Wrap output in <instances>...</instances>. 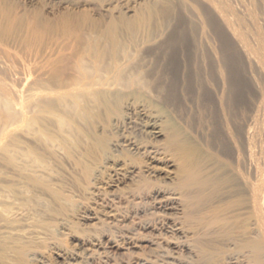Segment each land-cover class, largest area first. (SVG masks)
I'll list each match as a JSON object with an SVG mask.
<instances>
[{
  "label": "rangeland",
  "instance_id": "1",
  "mask_svg": "<svg viewBox=\"0 0 264 264\" xmlns=\"http://www.w3.org/2000/svg\"><path fill=\"white\" fill-rule=\"evenodd\" d=\"M224 14L233 30L241 28L238 33L220 19ZM243 14H250L252 22L246 16L242 21ZM240 32H248L244 38L251 45L254 38L264 43V0H0V264H63L66 259L83 264V249L102 252L117 225L123 228L147 204L136 197L151 185L171 187L167 172L175 170L166 160H172L170 151L160 161L124 153L115 146L120 137L114 129L141 119L140 109L161 118H208L214 113L212 100L223 98L230 80L238 86L233 110L239 118L242 154L239 176L227 173L239 186V262L264 264V248H242L249 239H259L252 230L246 192L249 185L264 182V80L243 60L235 39ZM97 69L105 80L120 69L137 83L123 90L105 88L95 76ZM221 69L225 79L218 74ZM198 73L206 78L197 90ZM158 79L181 88L172 106L161 104L155 90ZM246 127L251 128V162L242 135ZM187 138L188 150L206 157L208 165H224ZM160 140L154 139L157 145ZM135 231L146 235L139 227ZM91 238L100 239L101 247L93 246ZM144 240L137 239L128 252L105 250L119 263L147 255ZM215 259L216 264L224 262Z\"/></svg>",
  "mask_w": 264,
  "mask_h": 264
},
{
  "label": "bare ground",
  "instance_id": "2",
  "mask_svg": "<svg viewBox=\"0 0 264 264\" xmlns=\"http://www.w3.org/2000/svg\"><path fill=\"white\" fill-rule=\"evenodd\" d=\"M218 11L222 12L220 10ZM231 11L233 10L231 9ZM247 12L248 11L243 12V13L245 14ZM233 13H231V16ZM245 16L246 15H244V17L242 16L243 18H240V19H242L243 21L244 18L247 17ZM225 17L227 16L224 14L220 16V19L226 21ZM247 18H249L250 20L251 18L250 14L248 15ZM227 22L228 21L225 22L226 27L228 26L230 27V25H227L229 24ZM239 23L244 24L243 22H240V21ZM238 29H241V28H238ZM235 30L236 29H234L233 31L235 32ZM237 33H235L236 34L235 39L237 41L236 43L239 46L242 52V55L244 56V57L242 56L243 60L246 59L247 62L249 63L248 64L246 62L248 64V66L247 65L246 66L249 68V65H250V67L252 66L255 69H257L259 74L261 75H258L257 71H256L257 73L255 74H257L258 76H262L264 80V46H263L264 43H262L257 38L255 42L254 41L255 38L252 37L253 35L252 36L250 35L249 37H252V39L254 38L252 40L254 42L253 43L254 45H251L252 42L250 44L247 42L249 38L248 39L244 38V36L248 32L247 33L245 32L246 34L244 36L242 35L244 32H240L239 35H237ZM226 40L227 39H225V41ZM233 40H234V37H233ZM242 57H239V58L241 59ZM219 65L221 64L219 63ZM238 67L239 66H237V68ZM119 70L114 72L111 75L110 80L103 79L102 78L103 75L98 69L95 71V76L100 79V82L102 81L101 84L103 87L109 86L110 88V86L112 85L114 87L116 86L121 89V86H122V90H123L125 86L128 87L129 85V87H131V86L136 85L137 81H135L131 75L124 76L123 74H121L122 72L120 73ZM218 74H221L224 79L225 77H227V74H225L223 70L219 72ZM87 78H88L87 74L84 73L83 79L86 80ZM196 78L198 80L197 82L198 88L196 87L198 90L201 87L200 86L201 82L202 81L204 82V79L206 77L204 78V76H200V73H198ZM173 81H175V79ZM228 83H229L228 86L226 85L227 86L226 94L222 91V93L225 94L223 98L222 96L219 97L218 95H216L217 98L214 96L215 99L212 100L211 102L212 107H210L214 113L212 112L213 114L212 115L210 114L211 116L208 115V118L206 117L198 118L197 117L198 118L197 120L196 119L193 120L190 117H181V115L180 117H178L175 114L174 117L166 118L165 116V118L163 117L164 118L163 119L160 116H157V114L155 115L150 110L140 109L139 115L142 117L141 119H137V120L136 118H134L133 120L131 119L126 125L120 124L117 126L116 129H114L115 131L119 133L118 135L117 134L116 135L120 137V138L118 137L119 139L115 142V146L121 147L122 151L128 155H134V156L137 155L140 157L141 156L145 157L146 159H149L151 161H160L161 158L159 156L163 152L164 154H166L165 153L166 150L168 152L170 151L169 152L170 154H168L167 156L171 157L172 155L171 157L172 160H170L169 158H167L166 160H168V162L171 161L170 166H175V170L173 171L171 170L167 172V174L169 175L167 179L169 180V182H171L172 186L169 188L168 187L163 188V186L161 185L159 186L155 185L154 187L151 185L149 190H148L149 186L146 187V190H148L146 191L147 193H145L146 196L145 195L140 196L141 195L140 194L138 195L139 197L138 196L136 197L140 201L146 200L145 203L147 204L145 205L144 203L145 205L144 208H140V209L138 208L139 210L137 209L135 211L136 212L135 215L137 216L136 217L133 216L132 220H130L128 224H126L125 226H122L123 228H120L117 225L115 230H113L108 235L106 239L107 241L106 246L104 247L102 245L104 247L102 252L98 253L94 248L93 249L92 248L83 249L84 252L80 256L83 264H92V263L93 264H213L216 261L215 259L216 257H217V260L219 261L221 260L222 262L224 261L223 264H245V261H243L242 263L239 262L240 260L239 259V224H238L239 223L238 222L239 221V186L237 185L234 186L231 180L227 178L228 172L230 173V175L239 176V167H240L239 166V153H240L239 152V120H238L239 118L235 115L234 113L235 110H233L235 109L234 102L237 99L235 95H236V87L238 86H235L236 84L234 83L235 84L234 85L231 82V80ZM254 83H253V86H255ZM260 83H262V81ZM139 84L140 83H138V85ZM177 86L178 84L172 81H167L165 79L164 80L158 79L156 86H155L156 87L155 90H156L157 96L160 98L159 100L161 101L162 105L167 106V107L173 105L175 101L174 99L176 95L178 94L177 92L180 91L181 89L179 88V86L178 87ZM195 86H196V82H195ZM261 87L262 86H260L259 89ZM263 88H264V85H263ZM262 91L264 92V90ZM222 93L220 92L218 94H222ZM260 96L262 97V100H263L260 103L262 102L264 103V94L262 96V92ZM258 97H259V94H258ZM260 99L261 98H259L258 100ZM261 121H262V118H261ZM246 128L244 132H242L241 130L240 131L243 133L242 135H244V137L247 140V142L245 140V144L247 143V149H245L246 150L245 153H246L247 160L251 162L253 158V151H251L252 149H250L251 146L249 147L250 145L249 139H251L249 138V136L251 135V133L249 134V131L251 130V128L250 130H248V127ZM179 129H183V131L185 130V133L189 136V138L192 139L191 141H193L195 144L202 147L203 151L207 152V153L205 152L204 155L208 154V155L217 157L219 160H221L224 163V165L222 167H217L213 165L210 166L208 165L209 160H205L206 157H204L203 159V157H198L194 153L189 151L187 148L188 147L187 143H189L187 142L188 136L184 135V133H182ZM243 129L244 128H242V130ZM157 138H161L160 141L163 142L161 143L162 145L161 144L157 145V142L154 141V139H157ZM242 157L244 158V156ZM254 160H255L254 163H256L257 159L254 158ZM257 166L260 167L259 165ZM148 167H149V164L147 168ZM254 168L256 169L255 166L253 167V169ZM123 169L124 168L120 167L117 170H123ZM256 172H258V170ZM259 173H260V170H259ZM259 173H256L257 174L256 176L261 177L263 174L260 175ZM114 175H118V171H115ZM263 176L261 178H263L264 180ZM254 177L255 176H253V178ZM261 180H258L259 185H252V186L247 185L248 189L246 188L247 189L246 194H248V204L247 205L249 209L251 210L249 211L252 212V215L254 216L252 220L253 221L252 225L254 228L253 229L251 228V229L254 230L255 233H257L258 237L257 236L255 237L259 238L257 241L255 240L252 241L251 239H249L247 242H245L242 245V248L246 252H252V251L260 250L264 248V182L260 184ZM255 181L253 180L254 183H256ZM217 193L218 195H221L220 199L218 197V200L216 201H212V200L208 201L210 197H212L214 194L217 195ZM215 197L217 198V196ZM147 200L149 202H147ZM213 200H215V198ZM139 214H142V216H140ZM111 215H113V213ZM115 221L117 222L118 220H115ZM135 226L139 227L143 231H146V235L144 236H142V234L139 235L135 231ZM6 233H7V230H6ZM223 234H226V235L224 236ZM3 235L5 234H2V237ZM26 235H28V233ZM142 237L145 238L144 241H147V244H148L149 253L147 255L138 256L135 254L136 256H133V257L131 256V258L123 260L122 262H119V263L116 262L115 258L107 255V252L105 249L115 248V249H122V250L127 251L130 247H135L134 245L137 239H140ZM91 242L94 243L93 246H96L99 248L101 247L102 242H100V239L99 240L92 239ZM64 261H63V264H71V263H67L68 262L67 259ZM81 261H79V263Z\"/></svg>",
  "mask_w": 264,
  "mask_h": 264
}]
</instances>
